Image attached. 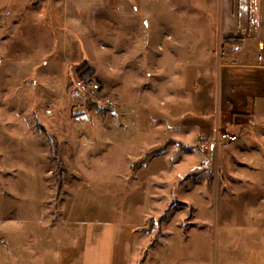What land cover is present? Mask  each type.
Masks as SVG:
<instances>
[{
    "label": "rangeland",
    "instance_id": "obj_1",
    "mask_svg": "<svg viewBox=\"0 0 264 264\" xmlns=\"http://www.w3.org/2000/svg\"><path fill=\"white\" fill-rule=\"evenodd\" d=\"M49 1L0 0L4 4L0 8V236L5 240L0 238V255L4 251L5 264H56L58 245L82 231L80 221L107 216L131 228L130 224L139 226L146 219L150 207L157 209L151 214L160 213L150 224L168 223L183 232L206 230L212 264H264V132L257 143L210 147L206 142V150H200L201 140L191 128L192 142L180 150L174 145L164 160L165 171L151 176L143 164L131 167L149 147L173 134L166 131L171 117L190 118L199 126L219 124L220 119L205 110L207 99L197 106L203 113L183 103L177 113L164 112L176 102V88H164L162 82L164 89L160 88L152 78L144 82L135 43L121 39L111 46L109 38L102 48H94V60L90 57L88 63L93 72L83 71L84 79L99 83L97 97L116 102L102 114L93 106L105 108L94 102L96 96L71 91L73 79L83 75L77 69L81 61L75 66L76 60L63 59L61 31L56 30L61 29V5L54 0L49 12ZM143 3L146 9L166 13L174 7L196 9L194 18L179 19L195 20L198 27L216 22L211 12L216 1L214 6L209 0ZM166 20L172 24L170 16ZM35 22L40 28L50 24L53 30L36 31ZM202 42L205 45L204 38ZM223 48L216 45L214 64L221 61ZM110 71L129 77L123 106L120 96L107 91ZM212 85L217 91V74L206 91ZM201 87L198 83L196 90ZM121 91L124 94L125 88ZM157 100L165 101V107L158 106ZM39 124L58 139L59 154L68 169L57 200L55 166L47 158L49 143ZM214 128L215 132L230 131ZM232 130L241 134L237 128ZM181 134V140H189ZM157 185L162 191H156ZM162 202L165 205L160 207ZM71 246L77 250L78 242Z\"/></svg>",
    "mask_w": 264,
    "mask_h": 264
},
{
    "label": "crops",
    "instance_id": "obj_2",
    "mask_svg": "<svg viewBox=\"0 0 264 264\" xmlns=\"http://www.w3.org/2000/svg\"><path fill=\"white\" fill-rule=\"evenodd\" d=\"M28 1L30 4L35 0ZM53 1L47 3L49 12L54 7ZM55 1L59 3L56 6L61 5L58 13L61 29L56 30L61 31L64 60H76L75 66L82 60L89 63L90 57L94 60L95 46L102 48L104 39L109 38L111 46L121 42V39L126 44L130 41V44L135 43V52L141 58L143 81L147 83L152 78L157 80L160 88H163L161 82L164 88H176V102L169 104L172 107H165V101L157 100L158 106L165 107L164 112L177 113L181 111L179 106L183 103L192 107L194 112L203 113L197 106L207 99L205 110L212 112L215 119H220L219 124L216 121L210 126L205 123L204 128L190 118L180 120L179 117H169L170 127L167 126L166 131L173 134L163 138L162 143L166 140H174L175 143L140 163L146 167L147 175L157 176L165 171L164 160L170 157L174 145L180 150L181 145L192 142L191 128L197 140L206 138L203 143L207 142L210 147H217L212 144L214 127H226L230 131L237 128L241 132L238 133L239 139L218 145L236 143L242 146L259 142L261 132H264V0H209L212 6L216 1V7L211 11L216 22L207 23L205 27H198L195 20L194 23L180 21L179 18L185 15L194 18L196 9L174 7L171 13H166V10L159 8L146 9L145 0H139V5L137 0ZM168 16L172 24L167 23ZM37 24L33 23L36 31L46 33L53 30L50 24L51 28L45 24L40 28ZM198 33L204 34L201 36ZM223 37L232 40L222 44ZM216 45L224 48L220 54L221 61L214 64ZM110 74L112 82L107 86V91L120 96L123 106V101L126 104L125 100H128L122 96L130 88L129 77L123 73L112 74L111 71ZM214 74L218 76V89L214 91L212 85L208 92L206 89L210 87ZM124 81L125 85L122 84ZM198 83L202 84L200 90H196ZM121 87L125 88L124 94ZM181 133L190 137L189 140H181L178 137ZM155 163H158L157 167ZM154 187L156 191L163 189L159 185ZM164 205L165 202H162L160 207ZM155 211L157 209L150 207L146 219L139 226L130 224L131 228L125 226V222L117 224L107 216L80 221L83 223L82 231L58 245L56 264H212L211 239L206 230L190 228L183 232L181 228H173L168 223L159 225L155 221L150 224L152 218H156V214H151ZM156 216H160V213ZM150 225L151 228H148ZM67 232L62 231V236ZM0 238L5 241L3 236ZM75 242H78L77 250L71 246ZM9 250L8 246L5 252ZM70 250H74V253ZM1 252L0 264H5L4 251ZM15 260L19 263V258Z\"/></svg>",
    "mask_w": 264,
    "mask_h": 264
},
{
    "label": "trees",
    "instance_id": "obj_3",
    "mask_svg": "<svg viewBox=\"0 0 264 264\" xmlns=\"http://www.w3.org/2000/svg\"><path fill=\"white\" fill-rule=\"evenodd\" d=\"M231 40L232 38L223 37L222 44L224 43L227 44ZM234 40L236 41L237 39H234ZM77 69L80 74L81 73L83 74V71H90V73L93 72L92 70L93 68L89 66L87 60H82ZM82 77L86 78V75L83 74ZM93 106L99 108V110L102 111V114L106 113L108 110H111L107 107L100 108L95 104ZM230 116L232 117L233 113H231ZM38 127L40 128L41 132L43 133V135L45 136V138L47 139L49 143V153H48L47 158L55 166L54 170L52 171V175L54 176V181H55V186H56L55 199L57 200L61 197V192L63 191V188H64V177L63 176L64 174L68 172V169L65 165L63 158L59 154V141L56 138V136L48 132L47 130H45L42 126H40V124L38 125ZM199 140H201V143H203L206 141V138H199ZM172 143H175V141L166 140L162 144L151 147L149 150L145 152V154L141 158H139L135 163H133L132 166H135V165H138L144 162L151 154L162 152L169 144H172Z\"/></svg>",
    "mask_w": 264,
    "mask_h": 264
},
{
    "label": "built area",
    "instance_id": "obj_4",
    "mask_svg": "<svg viewBox=\"0 0 264 264\" xmlns=\"http://www.w3.org/2000/svg\"><path fill=\"white\" fill-rule=\"evenodd\" d=\"M71 91L74 94L87 96V95H94V102L101 107L113 108L116 106V102L114 99L104 96V97H97V94L100 92V85L96 81H90L84 79L82 77H76L72 81ZM238 134L234 132H230L227 130H219L216 129V132L212 138V144H228L232 141L237 140ZM206 144L201 143L199 146L200 150L206 149Z\"/></svg>",
    "mask_w": 264,
    "mask_h": 264
}]
</instances>
